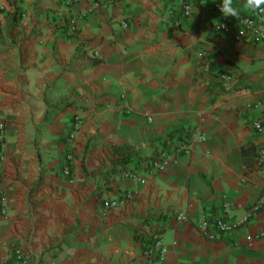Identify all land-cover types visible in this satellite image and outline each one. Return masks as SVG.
<instances>
[{"label": "crops", "instance_id": "obj_1", "mask_svg": "<svg viewBox=\"0 0 264 264\" xmlns=\"http://www.w3.org/2000/svg\"><path fill=\"white\" fill-rule=\"evenodd\" d=\"M216 1L186 16L172 0H0V264H264V43L217 32ZM224 197L243 222L228 235ZM156 232L163 259L145 255Z\"/></svg>", "mask_w": 264, "mask_h": 264}, {"label": "built area", "instance_id": "obj_2", "mask_svg": "<svg viewBox=\"0 0 264 264\" xmlns=\"http://www.w3.org/2000/svg\"><path fill=\"white\" fill-rule=\"evenodd\" d=\"M69 0H67L68 2ZM71 1V0H70ZM70 2H68L69 4ZM173 4H176L177 6H180L182 10L184 11L186 16H189L193 12V0H172ZM220 4L221 0H217L213 8L219 15L220 21L216 25V31L225 34L226 36H231L236 41L239 42H246L251 44H262L264 43V26L261 23V18L264 16V14H255L251 13L244 16H239V18L236 17H226L222 14L220 11ZM69 29L68 33L70 35H74L78 31L77 24L75 20L71 19L69 20ZM222 78L228 83L232 79L230 76L223 75ZM254 108L258 109L263 115H264V96L260 97L254 102ZM83 120L77 119L75 124V129L73 134L70 137V143L72 144L75 141L76 134L80 132V130L83 127ZM254 128L256 131L260 134L264 133V124L261 120H258L254 123ZM6 126L4 123H0V141H3L2 148L5 150L6 148ZM202 141H205L204 135H201L200 138ZM192 149V140L191 138L181 141L176 149L174 151L168 152L163 151L159 153V155L155 158V160L152 162V168H151V174L159 172L167 163L174 160L175 158L181 156V155H188L191 152ZM3 153V152H1ZM260 157L264 158V151H260ZM4 159V153L0 156V165L2 164ZM67 166L64 169V175L70 174V164L73 160V155H69L67 157ZM120 175L122 178L130 181H137L141 184H145L147 182V179L140 174L130 170L122 168L119 170ZM135 194V191L131 190L129 193L128 199L133 198ZM263 202L260 201V204ZM124 203L122 200H108L104 203V214L109 213L111 210L121 206ZM2 205L3 210L6 213L7 212V200L6 197L2 199ZM232 212V202L228 197H224V209L222 211V214L218 216L216 220V231L218 234L221 235H228L233 233L237 228L241 226L243 223L242 221H238L236 219H233L231 216ZM186 219L185 214L179 213L177 216L178 221H183ZM208 222L205 220L202 224V229L204 232V235L210 239V240H216V235L213 233H210L208 231ZM152 238L154 241V245L152 249H149L146 251L145 255L149 257H154L155 254H158L160 259H163L167 254V247L164 245V239L162 237L161 233H153ZM17 260L19 261V264H30V258L23 253L20 250H17L15 253Z\"/></svg>", "mask_w": 264, "mask_h": 264}, {"label": "clouds", "instance_id": "obj_3", "mask_svg": "<svg viewBox=\"0 0 264 264\" xmlns=\"http://www.w3.org/2000/svg\"><path fill=\"white\" fill-rule=\"evenodd\" d=\"M243 7L255 14H264V0H244ZM220 11L226 17L240 16V6L234 0H221Z\"/></svg>", "mask_w": 264, "mask_h": 264}, {"label": "trees", "instance_id": "obj_4", "mask_svg": "<svg viewBox=\"0 0 264 264\" xmlns=\"http://www.w3.org/2000/svg\"><path fill=\"white\" fill-rule=\"evenodd\" d=\"M0 14H1V11H0ZM15 18H17V16H15ZM247 149H248V148H243V153H244L245 156H246V154H247V153H246Z\"/></svg>", "mask_w": 264, "mask_h": 264}]
</instances>
